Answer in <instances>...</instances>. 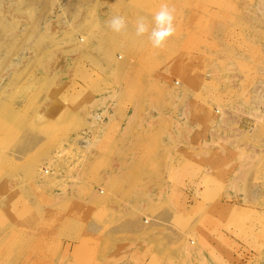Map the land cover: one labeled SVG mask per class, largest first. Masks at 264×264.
<instances>
[{"label":"rangeland","instance_id":"obj_1","mask_svg":"<svg viewBox=\"0 0 264 264\" xmlns=\"http://www.w3.org/2000/svg\"><path fill=\"white\" fill-rule=\"evenodd\" d=\"M0 264H264V0H0Z\"/></svg>","mask_w":264,"mask_h":264},{"label":"clouds","instance_id":"obj_2","mask_svg":"<svg viewBox=\"0 0 264 264\" xmlns=\"http://www.w3.org/2000/svg\"><path fill=\"white\" fill-rule=\"evenodd\" d=\"M175 11L165 2L152 15L151 21L144 16L138 17L135 24V35L137 37L147 35V39L153 48H163L168 39L173 37L177 31ZM105 25L117 34H123L128 27L127 20L122 15L112 16L105 21Z\"/></svg>","mask_w":264,"mask_h":264},{"label":"bare ground","instance_id":"obj_3","mask_svg":"<svg viewBox=\"0 0 264 264\" xmlns=\"http://www.w3.org/2000/svg\"><path fill=\"white\" fill-rule=\"evenodd\" d=\"M45 169H46V168H45ZM45 169H43V173H45V174H46L47 172H46V170H45ZM42 175H43V174H42Z\"/></svg>","mask_w":264,"mask_h":264}]
</instances>
